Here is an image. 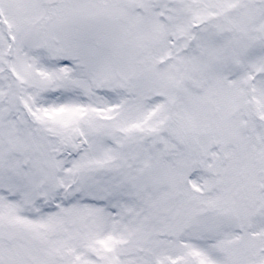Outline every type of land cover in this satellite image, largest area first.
<instances>
[{"label":"snow or ice","instance_id":"6c2138e0","mask_svg":"<svg viewBox=\"0 0 264 264\" xmlns=\"http://www.w3.org/2000/svg\"><path fill=\"white\" fill-rule=\"evenodd\" d=\"M0 264H264V0H0Z\"/></svg>","mask_w":264,"mask_h":264}]
</instances>
